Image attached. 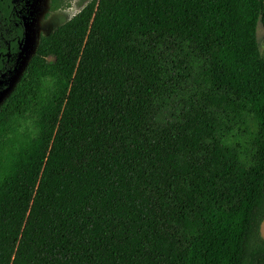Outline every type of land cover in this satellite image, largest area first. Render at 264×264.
I'll use <instances>...</instances> for the list:
<instances>
[{
    "label": "trees",
    "instance_id": "16d2710c",
    "mask_svg": "<svg viewBox=\"0 0 264 264\" xmlns=\"http://www.w3.org/2000/svg\"><path fill=\"white\" fill-rule=\"evenodd\" d=\"M258 23L264 0H91L41 36L0 106V264H264Z\"/></svg>",
    "mask_w": 264,
    "mask_h": 264
},
{
    "label": "rangeland",
    "instance_id": "374dc122",
    "mask_svg": "<svg viewBox=\"0 0 264 264\" xmlns=\"http://www.w3.org/2000/svg\"><path fill=\"white\" fill-rule=\"evenodd\" d=\"M91 0H57L56 9L50 8L51 0H18L17 9L22 17L24 39L17 58L11 67L0 73V106L18 84L33 56L39 39L69 20ZM257 42L264 48V28L257 25Z\"/></svg>",
    "mask_w": 264,
    "mask_h": 264
},
{
    "label": "water",
    "instance_id": "95a60500",
    "mask_svg": "<svg viewBox=\"0 0 264 264\" xmlns=\"http://www.w3.org/2000/svg\"><path fill=\"white\" fill-rule=\"evenodd\" d=\"M263 59H264V49H263ZM260 234H261V237L264 240V219H263V221L261 222V225H260Z\"/></svg>",
    "mask_w": 264,
    "mask_h": 264
}]
</instances>
